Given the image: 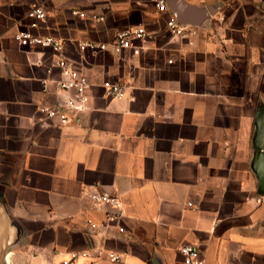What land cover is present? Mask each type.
Returning <instances> with one entry per match:
<instances>
[{
	"label": "crops",
	"instance_id": "crops-1",
	"mask_svg": "<svg viewBox=\"0 0 264 264\" xmlns=\"http://www.w3.org/2000/svg\"><path fill=\"white\" fill-rule=\"evenodd\" d=\"M165 3L0 0V204L17 237L0 264L97 248L124 264H183L182 245L203 264H264V0ZM31 6L46 13L34 33L63 39L91 84L87 110L65 126L39 112L59 100L57 54L12 39ZM171 16L187 36L168 32ZM135 26L149 36L138 54H113L115 31ZM105 80L125 96L105 97ZM104 192L122 203L121 234L86 233L102 221L91 196ZM89 261L112 264L93 251Z\"/></svg>",
	"mask_w": 264,
	"mask_h": 264
},
{
	"label": "built area",
	"instance_id": "built-area-1",
	"mask_svg": "<svg viewBox=\"0 0 264 264\" xmlns=\"http://www.w3.org/2000/svg\"><path fill=\"white\" fill-rule=\"evenodd\" d=\"M158 12L166 11L165 0H151ZM73 15L83 17L84 14L73 11ZM27 26L14 32L12 39L21 48L37 47L48 49L57 54L54 68L58 70V79L53 81L55 94L59 100L54 105L42 106L39 112L45 119L54 120L59 125L65 126L78 120V116L84 113L88 108L90 82L88 79L67 62L62 52L64 50V40L50 35H41L34 33L46 19V13L39 6H31L25 14ZM98 20H102L99 18ZM166 28L172 36L185 37L189 34L188 26L179 24L174 17H169L166 21ZM149 36L140 26L124 28L115 31L111 42L110 51L113 54H120L126 50H131L133 54H138V48L134 46L135 41H143ZM79 51L91 50L100 52L108 50L107 44H95L92 42H77ZM171 62V60H168ZM50 72V70H49ZM101 89L105 97L111 99H121L125 96L127 86L121 83H113L105 80L101 83ZM46 90V87H45ZM92 208L102 214V221L94 223L87 221L86 233L105 234L111 228H114L118 234L124 232L120 225L124 217L122 203L120 199L113 194L97 193L91 196ZM93 251L97 257H104L112 264H124L123 256L119 253L104 249L86 250L82 252H72L58 264H77L78 259H83V264H90V253ZM178 254L182 258L183 264H203L200 252L191 245H182L178 248Z\"/></svg>",
	"mask_w": 264,
	"mask_h": 264
},
{
	"label": "water",
	"instance_id": "water-1",
	"mask_svg": "<svg viewBox=\"0 0 264 264\" xmlns=\"http://www.w3.org/2000/svg\"><path fill=\"white\" fill-rule=\"evenodd\" d=\"M16 240L14 224L3 205L0 204V260L5 256V251L13 246Z\"/></svg>",
	"mask_w": 264,
	"mask_h": 264
}]
</instances>
